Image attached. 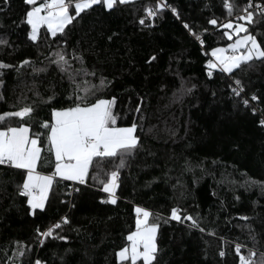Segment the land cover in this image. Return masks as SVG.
Returning <instances> with one entry per match:
<instances>
[{
    "label": "trees",
    "instance_id": "obj_1",
    "mask_svg": "<svg viewBox=\"0 0 264 264\" xmlns=\"http://www.w3.org/2000/svg\"><path fill=\"white\" fill-rule=\"evenodd\" d=\"M154 3L134 0L113 11L93 6L65 29L67 50L83 52L87 67L95 70L97 78L112 80L104 95L117 97L118 126L131 122L135 113L129 109L144 97L147 118L139 133L142 147L120 172L117 203H101L108 194L96 188L90 176L87 185L55 183L45 210L30 215L26 198L16 192L24 171L0 166V264H33L37 258L46 264H120L116 252L129 243L126 236L135 230V206L164 217L179 206L198 218L206 230L189 228L187 221L162 220L157 236L160 251L154 264H238L233 242L253 247L244 227L247 223L257 233V257L264 252V190L259 183H245L264 182V129L256 123L260 116L234 107L227 87L232 82L229 74L216 69L212 78L207 76L211 48L230 42L221 35L224 29L208 24L210 18L226 15L222 0H167L179 17L171 9H163L140 25L139 19L147 15L144 6ZM28 7L24 0H9L7 5L0 0V37L11 45L0 46V61L13 66L0 69L4 81L0 113L22 106L17 100L22 93L28 97L26 102L36 100L29 91L33 85L43 96L50 95L51 84L56 99L41 105L38 112L39 118L48 119L51 107L67 106L68 82L47 59L50 52L65 45L59 39L61 34L52 37L44 26L38 42L28 39L30 26L21 23ZM185 22L201 34L204 45L184 27ZM113 33L117 35L109 41ZM152 54L156 60L146 63ZM26 58L32 65L17 68ZM45 65L47 72L32 71L33 66ZM243 79L246 90L261 97L259 106L264 108V64L257 61ZM182 81L196 87L171 103ZM152 125L156 127L148 132ZM166 126L174 128L176 135L164 131ZM39 170L47 173L51 168ZM68 184L80 191L69 196ZM65 215L70 223L57 231L67 241L48 238L43 245L36 242L37 226L44 230ZM242 216L251 219L244 221ZM17 241L28 246L22 257L15 254ZM222 247L227 252L223 259L218 256Z\"/></svg>",
    "mask_w": 264,
    "mask_h": 264
},
{
    "label": "snow or ice",
    "instance_id": "obj_2",
    "mask_svg": "<svg viewBox=\"0 0 264 264\" xmlns=\"http://www.w3.org/2000/svg\"><path fill=\"white\" fill-rule=\"evenodd\" d=\"M8 2L9 0H3L5 5ZM24 3L29 7L21 23L30 26V31L27 32L29 40L38 42L41 39L42 26L52 37L61 34L59 39H63L65 46L50 52L47 59L48 65H54L62 79L68 82L67 106L51 107L49 118L41 119L38 117L41 105H49L56 99L55 86L49 85L52 91L45 97L33 85L29 91H32L37 99L31 102H26L28 97L22 93L17 98L22 106L14 111L0 113V166L24 171L22 182L16 185V192L26 198L30 215H35L37 210H45L49 193L55 183L71 181L87 185L90 176L94 186L108 194L107 199L101 198V203L115 205L118 199L116 190L120 172L129 166L131 159L142 147L139 133L144 131L143 123L147 118L144 97H139L136 106L129 109L135 113L131 122L127 126H118L120 113L116 111L117 97L104 95V91L112 85V80L104 76L97 78L95 70L87 67L83 52L75 48L71 52L67 50V40L64 37L67 35L66 27L76 21L82 13L92 10L93 6L113 11L120 5L133 4L134 0H41L40 3H37V0H24ZM222 5L226 15L223 18L214 16L208 20V24L224 29L222 37L233 42L228 43L226 47L211 48L210 58L206 61L207 76L212 78L216 69L229 74L228 78L232 82L227 87L234 107L248 109L253 115L259 113L260 118L256 123L264 129V108L259 106L261 97L255 92L249 93L243 79L249 70L256 67L257 61L264 64V0H242L239 4L236 0H222ZM163 9H171L172 13L179 17L178 10L167 3V0H155L154 4L144 6L147 15L139 19V24L145 25L146 19L157 17ZM184 27L204 45L205 40L200 33L193 31L186 22ZM204 32H207V29H204ZM114 35L117 34L108 36V40L111 41ZM257 35L261 39H258ZM0 46L11 45L6 38L0 37ZM156 58V55L152 54L145 62L151 63ZM28 65H32V61L26 58L19 62L17 68ZM48 65L33 66L32 71L47 72ZM11 67L13 66L0 61V69ZM3 85L4 81L0 79V87ZM195 87V84L189 87L182 81L170 102H176L191 93ZM212 95L215 96L216 93L213 92ZM3 99L0 94V100ZM14 118L17 120L15 125L12 123ZM155 127L150 126L148 132H152ZM164 131L170 136L176 135L174 128L166 126ZM42 167H50L51 171H40ZM245 183H259L264 190V182ZM67 188L70 189L69 196L80 191L73 184H68ZM134 212L135 230L126 236L129 243L116 252L120 264H137V261H142V264H154L160 251L157 236L162 220L164 223L169 220L181 223L187 221L190 222L189 228L198 229L202 233L206 231L201 227L198 218L184 213L179 206L172 207L168 217L141 206H135ZM240 218L244 221L251 219L248 216ZM69 223L70 220L65 215L44 230L37 226L36 242L43 245L48 238L67 241L68 237L61 235L57 230ZM244 227L248 229V238L253 247L233 242L238 264H264V252L257 257L255 245L259 241L255 229L250 223ZM208 231L210 235H216L214 231ZM220 239L225 244L228 243L223 237ZM16 244L18 251L15 254L24 256L28 246L21 241ZM226 255L227 252L222 247L218 256L223 259ZM33 264L46 262L37 258Z\"/></svg>",
    "mask_w": 264,
    "mask_h": 264
},
{
    "label": "rangeland",
    "instance_id": "obj_3",
    "mask_svg": "<svg viewBox=\"0 0 264 264\" xmlns=\"http://www.w3.org/2000/svg\"><path fill=\"white\" fill-rule=\"evenodd\" d=\"M38 1V0H37ZM234 40V39H233ZM233 41H230L229 43H232ZM226 45L227 44H225V45H219V46H217V47H226Z\"/></svg>",
    "mask_w": 264,
    "mask_h": 264
}]
</instances>
